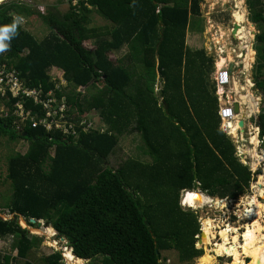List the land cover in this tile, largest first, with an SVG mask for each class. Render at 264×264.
<instances>
[{
  "label": "trees",
  "instance_id": "1",
  "mask_svg": "<svg viewBox=\"0 0 264 264\" xmlns=\"http://www.w3.org/2000/svg\"><path fill=\"white\" fill-rule=\"evenodd\" d=\"M200 1L79 0L64 12L56 6L41 12L31 1L0 3V24L11 23L15 15H35L48 28L40 40L19 25L4 57L26 86L41 89L42 97L48 91L64 96L67 118L78 132L74 137L29 120L16 129L12 111L18 98L8 94L0 136L22 138L28 145L7 158L11 195L3 206L14 218L0 219V239L11 237L15 255L0 251V264H34L27 256L41 238L20 227L18 216L28 226H35L29 218L48 221L74 256L98 257L100 264H161V251L169 249L180 261L203 254L195 245L196 215L180 207V193L199 188L211 197L236 199L249 188L252 173L220 128L212 57L186 44L189 16L200 13ZM245 2L249 19L261 29L255 39L264 42V0ZM93 14L110 27L98 32L89 26ZM92 38L94 48L83 45ZM123 44L129 51L125 65L109 58ZM53 66L63 72L67 91L56 87L48 72ZM156 73L161 81L157 97ZM92 86L96 89L85 94L77 90ZM23 104L35 118L44 116L41 104L32 99ZM90 110L104 128L77 126ZM258 126L264 135V113ZM132 132L151 160L128 157L112 168L109 155L119 137ZM42 264H62L60 251L43 256Z\"/></svg>",
  "mask_w": 264,
  "mask_h": 264
},
{
  "label": "rangeland",
  "instance_id": "2",
  "mask_svg": "<svg viewBox=\"0 0 264 264\" xmlns=\"http://www.w3.org/2000/svg\"><path fill=\"white\" fill-rule=\"evenodd\" d=\"M28 1L33 2L32 6L41 12H44L47 9L52 8L53 6H56L60 12H64L67 10L70 4L68 0H28ZM236 1L238 0H201L200 13L198 15H190L189 17V22L186 32L187 46H189L192 49L203 48L205 53L211 55L213 58H215L216 56L218 57L220 53L222 55H227L229 53L231 54L230 51L231 48L228 42L224 44L222 37L225 38V32H227L228 28L230 29L233 27V25L231 24V20L233 17L232 12L236 10L237 12L240 13V15H242V17L245 20V22H243V25L246 24L245 16L246 17L248 16L245 0H239V5H236ZM110 25L111 23L109 21H106L105 19L101 18L96 14L92 15V22L89 24V26L100 28L101 30H103L102 28L110 27ZM21 26L24 29L30 31L37 39L40 40L43 39L49 32L48 28L43 24L41 19L35 15L24 17V22ZM222 30L224 31V33H222L223 32ZM251 36L252 34H250L249 32L241 39L243 40L245 38L248 39L251 38ZM236 38L239 37L236 35ZM246 39L243 42V44L246 42ZM259 43L261 46L264 45V42H259ZM94 44H95V40L93 38L87 39L83 42V45L86 47L92 46ZM245 47L247 49V58L244 62L248 64L249 61H251L253 58L254 50L250 47L249 44H246V46L243 45V48ZM222 48H223V52L220 51L222 50ZM115 54L117 55V53ZM109 57L112 59L113 62L115 63L117 62V60L115 61L113 60L114 55L109 54ZM231 57H233L232 54ZM52 71L55 72L56 70L51 67L48 71L49 74H53ZM51 76L54 78V80H56L55 82L59 87H63L64 90L67 91L68 87L66 86L67 84L63 79L62 75H59L60 76L59 78L56 75H51ZM95 89L96 88H94V86H92L88 90L84 89L83 87L77 88V90H80L82 94H85L89 91H93ZM156 94H159V90H157ZM83 117H84L83 119L85 120L88 119V122L89 121L91 122L92 127L95 128L102 127V123L95 110H90L86 112V114L83 115ZM228 136L235 145L236 156L238 157V159L242 164L247 165L249 167L252 173L249 188L245 193H243L241 196H239L236 199H231L227 197L219 198V197L208 196L210 197L209 198L210 202H207L196 208L193 207L190 208L187 206H183V204H181L182 201L181 197L183 194V192H181L180 202H179L180 207L183 210L185 211L189 210L196 215L197 221L200 226V231L202 229L201 227L202 220L209 218L212 220L213 222L212 224H214V226L216 227L213 229L214 232L220 229L219 228L220 226L224 228L225 225H228L230 228H238V233H240L242 231L243 225L246 222H249V220H247L243 216V211L246 205L245 203L247 202L249 197H251L253 194H256L258 188L261 189L263 186L262 183L259 181H260V176L262 175L264 176V161H262L258 165V162L254 160L253 156H251L253 145L249 140L250 135L247 132H244L242 136H240V134L239 135L236 134V137H234L233 134ZM27 145L28 143L25 139L20 138L15 141H10L4 136H0V217H2L3 220L14 218L13 214L9 213L7 209L4 208L3 206L6 202L9 201L11 195L10 181L6 177L7 158L9 154L15 151L22 153L25 152ZM140 145H142V141L137 132L126 133L120 136L117 145L115 146L114 150L108 157L109 165L112 168H116L128 157L138 158L142 161H150L151 160L150 157L142 152ZM258 150L260 154H263L264 156L263 145H260L258 147ZM198 191L201 192L200 189ZM257 199L264 204L263 195H257ZM219 200H224L223 206H219L220 205L218 203ZM16 222L19 224L20 227L27 228L30 234H36L41 238V242L39 243V245L28 253L27 259L34 262V264H42L43 256L50 254L54 251H60L62 256V264H74L71 262V259H68L65 256L66 251H69V253L72 254L71 250L67 247L68 246L67 240L65 238L62 239L61 236H59L57 232L50 226L48 221L41 219L40 225L28 226L26 224L25 219L21 216H18L16 218ZM44 223H47V226H45ZM261 223L264 226V217L261 219ZM217 239H219L218 236L215 237V240L212 243L217 241ZM240 240L241 239H239V241ZM10 242H11L10 236L5 237L4 239H0V251H9L12 252L13 255H15V250L13 251L10 250ZM195 245L198 248H202L203 253L205 252L204 247L207 246L209 248H212V245H205L203 243V238L201 243H198L196 241ZM237 252L240 253L239 260H241L243 264H247V262L249 261V257L245 256L244 253L239 249L237 250ZM211 254L214 253L211 252ZM232 258L234 257L233 256L227 257L223 255L216 256L214 258L215 261L214 264H223L228 262ZM22 262L23 259L16 258V263H22ZM160 263L161 264H198V258H194L192 259V261H180L178 259L177 251L174 249H169V250L161 251ZM79 264H100V262L97 257V259L95 258L92 259L91 261L87 259H83Z\"/></svg>",
  "mask_w": 264,
  "mask_h": 264
},
{
  "label": "crops",
  "instance_id": "3",
  "mask_svg": "<svg viewBox=\"0 0 264 264\" xmlns=\"http://www.w3.org/2000/svg\"><path fill=\"white\" fill-rule=\"evenodd\" d=\"M247 14L248 16L247 17L245 16L246 24L244 25H246V29H249V30H250V26L253 25L252 26L253 28L251 30V34H252L251 38H248V39L245 38L246 42L243 44L245 39L243 40V39L236 38L232 34V31H231L232 28L230 29L228 28L227 32H225V38L222 37L224 44L228 42L231 48L230 51L233 57H231L230 53L227 55H222L220 53L218 57L216 56L215 58H213L211 55L206 53V55L212 57L213 59V69L210 72V77L212 80H214V82H215V75L217 74V71H219L221 68H227L229 70L230 84L227 86L221 87V86H218L215 82V87H216V95L218 99V109L224 103H231L233 107L235 104H237V111L235 112L236 115H235V118L231 120V123L233 124L238 123L239 120L242 119L243 125L240 126L239 129L236 128L235 135H233L234 137L236 136V134L237 135L241 134L240 136H242L244 132H247L249 134V131H251L254 127L258 126L259 114L264 113V84L262 87H259L257 85V84L262 83V81L264 80V59H260V56H259V54H262V51H264V45L261 46L260 43L256 41L255 39L256 34H258L261 31V29L259 28L258 24L252 22L249 19L248 8H247ZM233 23L234 21L232 17L231 24L233 25ZM101 31L103 30L98 29V32H101ZM186 32H187V29H186ZM222 33H224V31ZM185 40H186V35H185ZM246 44H249L250 47L254 50L253 58L251 61H249L248 64L244 62L247 58V49L246 47L243 48V45L246 46ZM87 47L92 49L91 47L94 48V45L87 46ZM194 49H197V48H194ZM220 51L223 52V48ZM128 52L129 51H128L126 44H123L121 47H119V49L112 50L109 54L114 55L113 60L114 61L117 60L116 63L125 65L124 56ZM115 53H117V55ZM5 54L6 52L0 53V61L11 64L10 60L4 57ZM219 57H224V62L222 64L216 63ZM110 60L112 59L110 58ZM52 68L55 69L57 72L52 71L53 74H50V76L56 75L59 78L60 77L59 75H62L63 72L56 67H52ZM135 69L139 70V67L135 66ZM156 76H157V79H156V82L154 83V89H153L154 96L158 95L156 93H157V90H159V87L161 84V81L158 78V73H156ZM51 78L53 77L51 76ZM158 104L164 107L162 98L160 96L158 98ZM3 108H8V106L6 102H3L0 100V109H3ZM217 114H218V110H217ZM220 126H221V119H220ZM260 136H262L264 139V135H260ZM191 190H199V188H195ZM184 191L186 190H183L182 192ZM201 193L206 195V193H203L202 191Z\"/></svg>",
  "mask_w": 264,
  "mask_h": 264
},
{
  "label": "bare ground",
  "instance_id": "4",
  "mask_svg": "<svg viewBox=\"0 0 264 264\" xmlns=\"http://www.w3.org/2000/svg\"><path fill=\"white\" fill-rule=\"evenodd\" d=\"M236 5H239V0L236 1ZM233 18H234V23L238 24V27L236 29V35L237 36L239 35L238 36L239 39H241L243 36H245L249 32L251 34L253 25L250 26V30L246 29L245 25H242L243 22H245L244 18L236 10L233 11ZM223 62H224V57H219L218 60L216 61V63L218 64H222ZM225 125L228 127L229 132L235 135V131H236V128L238 127V123L233 124L229 121L227 123L225 122ZM249 140L251 144L253 145L251 156H253L254 160L259 161L260 155L256 149L257 148V145H256L257 136L251 133V137L249 138ZM259 182L262 183L263 185L262 188L261 189L256 188L257 189L256 194H253L251 197L248 196L249 199L247 200L246 203L244 202L246 205L243 211V216L244 218L249 220V222H246L243 225L242 231L240 233H238V228H230L228 225H225L224 228L220 226L219 227L220 229L214 232L213 229L216 227L214 226V224H212L213 223L212 220L209 218L202 220L201 231L204 234L202 237L203 243L205 245H212V248H209L207 246L204 247L205 252L200 257H198V264H214L215 262L214 258L216 256H222V255L227 256V257L232 256V255L226 254L225 252V250L230 247H235L236 251L239 249L244 253L245 256H248L249 261L247 262V264H251L253 260V256L250 253L255 252L258 248L261 251H264V248H261V246L264 245V226L261 223V219L264 217V204L257 199V195L264 196V176L263 175L260 176ZM188 193H194V198L191 200L190 203L188 202L184 203L183 206H187L190 208L191 207L196 208L207 202H210V199H209L210 197L202 194L198 190L184 191L182 194L181 200H185ZM223 202L224 200H219L218 201V203L220 204L219 206H223ZM216 236H218L219 239H217V241L212 243L215 240ZM202 238H201V242H202ZM239 239L241 240L239 241ZM211 252H213L214 254H211ZM65 256L68 259H71V262L74 264H79L83 260L69 253V251H66ZM233 260L234 258L230 259L228 262L223 263V264H233ZM256 264H261V260L259 257L256 258Z\"/></svg>",
  "mask_w": 264,
  "mask_h": 264
},
{
  "label": "built area",
  "instance_id": "5",
  "mask_svg": "<svg viewBox=\"0 0 264 264\" xmlns=\"http://www.w3.org/2000/svg\"><path fill=\"white\" fill-rule=\"evenodd\" d=\"M28 1V0H22ZM70 5L73 7L78 6L79 0H68ZM236 37V35H235ZM53 79V78H52ZM54 80V79H53ZM215 82L218 86L224 87L230 84V74L227 68H221L217 71L215 75ZM56 87H59L56 84ZM41 89L30 88L25 85L24 80L20 77L19 72L14 68L12 64H8L6 62L0 61V100L3 102H7L9 100L8 94L11 97H17L18 101L15 102L13 114L16 116L15 119V128H22L26 121L29 120L32 126L37 124H42L47 130L58 129L62 131L63 134H73L74 137L78 136V132L75 129V123L70 122L66 115L67 105L65 102V98L62 96L61 98H57L53 91H48L45 97H42ZM27 99H32L34 103H38L42 105V109L44 110V116L41 118H35L30 114L28 110H24V101ZM8 108L0 109V117L7 116ZM218 115L221 119V129L228 135H231L228 127L225 125V122H231L235 118L234 107L231 103H224L218 109ZM81 116L80 120L77 124L82 130L88 131L91 129H95V127L91 126V122H88V119H83ZM240 126L238 125L237 129ZM251 133L257 136V151L258 147L263 144V137L260 136L258 126L254 127L249 135L251 137ZM260 161L258 165L264 161L263 154H260ZM199 237V234L196 235Z\"/></svg>",
  "mask_w": 264,
  "mask_h": 264
},
{
  "label": "clouds",
  "instance_id": "6",
  "mask_svg": "<svg viewBox=\"0 0 264 264\" xmlns=\"http://www.w3.org/2000/svg\"><path fill=\"white\" fill-rule=\"evenodd\" d=\"M2 2L3 0H0V3ZM133 3H135V0H133ZM23 22H24L23 16L15 15L13 16L11 23L0 24V53H4L8 51L11 40L18 35V31H17L18 26L22 25ZM193 198H194V193H188L185 200L181 201V204H184L186 202L190 203ZM261 248H264V245H262ZM225 252L226 254L232 255L234 257L233 264H243V262L239 260L240 253L236 251L235 247H230L226 249ZM250 254L253 256V260L251 264H256L257 257L260 258L261 264H264V251H261L258 248L255 252H252Z\"/></svg>",
  "mask_w": 264,
  "mask_h": 264
},
{
  "label": "water",
  "instance_id": "7",
  "mask_svg": "<svg viewBox=\"0 0 264 264\" xmlns=\"http://www.w3.org/2000/svg\"><path fill=\"white\" fill-rule=\"evenodd\" d=\"M4 1H6V0H3V2ZM237 27H238V24L237 23H233V27H232V34L235 36L236 35V29H237ZM234 111L236 112L237 111V104H235L234 105ZM238 125L239 126H242L243 125V120L241 119V120H239V122H238ZM0 219H3L2 217H0ZM29 222H31V223H33V224H35V225H40L41 224V220H35L34 218H29ZM44 225L45 226H47V223H44ZM203 232L202 231H200V233H199V238H198V240H197V242L198 243H201V238L203 237ZM61 238L62 239H64V237L63 236H61ZM68 248L70 249V246H69V244H68Z\"/></svg>",
  "mask_w": 264,
  "mask_h": 264
}]
</instances>
